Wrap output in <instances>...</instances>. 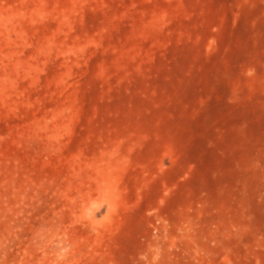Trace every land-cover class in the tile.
I'll list each match as a JSON object with an SVG mask.
<instances>
[{
    "label": "rangeland",
    "instance_id": "rangeland-1",
    "mask_svg": "<svg viewBox=\"0 0 264 264\" xmlns=\"http://www.w3.org/2000/svg\"><path fill=\"white\" fill-rule=\"evenodd\" d=\"M0 264H264V0H0Z\"/></svg>",
    "mask_w": 264,
    "mask_h": 264
}]
</instances>
